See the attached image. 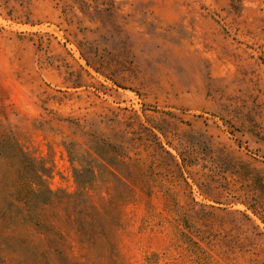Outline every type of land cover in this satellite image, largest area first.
<instances>
[{
    "label": "rangeland",
    "instance_id": "374dc122",
    "mask_svg": "<svg viewBox=\"0 0 264 264\" xmlns=\"http://www.w3.org/2000/svg\"><path fill=\"white\" fill-rule=\"evenodd\" d=\"M4 164L49 264H264V0H0Z\"/></svg>",
    "mask_w": 264,
    "mask_h": 264
},
{
    "label": "trees",
    "instance_id": "16d2710c",
    "mask_svg": "<svg viewBox=\"0 0 264 264\" xmlns=\"http://www.w3.org/2000/svg\"><path fill=\"white\" fill-rule=\"evenodd\" d=\"M1 172L0 208L1 203L6 207L5 212H0V264H49L47 251L42 246L49 237L50 224L44 219L46 212H35L36 220H32L28 212H21L15 192L16 187L26 186V194L38 198L43 193L51 198L53 194L44 185L45 168L18 169L4 164ZM48 204L42 202L43 206ZM25 221L28 223L24 224ZM5 225L9 227L4 228Z\"/></svg>",
    "mask_w": 264,
    "mask_h": 264
}]
</instances>
